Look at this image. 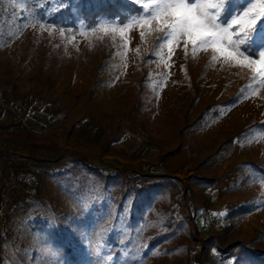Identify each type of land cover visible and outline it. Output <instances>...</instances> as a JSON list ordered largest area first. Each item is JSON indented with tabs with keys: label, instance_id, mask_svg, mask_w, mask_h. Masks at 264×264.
<instances>
[{
	"label": "rangeland",
	"instance_id": "1",
	"mask_svg": "<svg viewBox=\"0 0 264 264\" xmlns=\"http://www.w3.org/2000/svg\"><path fill=\"white\" fill-rule=\"evenodd\" d=\"M260 3L235 0L225 18L243 17ZM66 4L0 0L3 121L17 124L0 138L9 140L0 144V264H234L223 252L249 241L264 255V176L252 166L264 168V77L255 70H264V57L241 66L243 49L223 37L205 44L177 32L162 42L172 23L166 16L129 27L102 19L76 30L41 20ZM241 31L230 38L239 39ZM207 106L203 122L190 126ZM212 126L224 140L258 127L237 151L253 162L243 167L249 181L217 175L221 159L214 164L190 154L199 131ZM185 151L188 159L181 157ZM204 167L227 192L254 186L245 222L259 214L263 222L251 239L240 228L225 236L220 222L196 230L183 191L171 213L159 198L143 225L131 227L129 207L120 210L123 192L108 189L99 176L118 172L152 185L169 175L183 186L188 172ZM161 211L184 220L187 229L145 257L149 240L164 230Z\"/></svg>",
	"mask_w": 264,
	"mask_h": 264
},
{
	"label": "trees",
	"instance_id": "2",
	"mask_svg": "<svg viewBox=\"0 0 264 264\" xmlns=\"http://www.w3.org/2000/svg\"><path fill=\"white\" fill-rule=\"evenodd\" d=\"M67 4L60 7L50 16H41V20L47 22L54 27L58 28H71L73 30L79 29L81 23L86 27H95L102 19L117 20L121 22L126 17H131L135 13L140 12V8L130 0H66ZM91 26V27H90ZM143 93L141 94V96ZM231 101H235L232 99ZM211 110L210 106H207L201 115L204 117ZM4 109L0 108V138H3L6 134L10 133L13 128L16 127L14 122L3 121ZM258 128V127H256ZM248 128L240 134L233 136L226 144L227 148L234 145L235 142L246 140L253 129ZM261 128V127H260ZM30 138V135L28 136ZM229 154L221 153L220 159H225ZM252 166L264 176V169L259 168L258 165L252 164ZM164 169H166L164 167ZM102 182L110 188H118L123 192L121 211L125 207L130 209L129 223L131 227H141L146 220V216L150 211L154 210L155 204L159 198L165 199L167 205L170 207L169 212L176 206V200L181 196L182 191L188 193V190L180 185L178 179L165 175L160 183L157 184H139L132 178H129L121 173H103L99 174ZM145 182H150V177L144 178ZM190 182L193 184H214L215 181L209 179L201 174H193L190 177ZM249 207H243L235 210L230 214L233 219L238 220L239 217L244 216L248 212ZM168 211L160 212L158 215L163 216L159 219L163 227L156 236L149 240V247L145 253V257L152 254L156 249H159L164 243L174 239L180 232L187 229V223L184 220H178L173 215H170ZM239 222V221H238ZM235 229L234 225H229L225 228V236H228ZM259 235V234H258ZM256 239V238H255ZM251 241L247 244L236 242L229 245L223 254L225 258H235L234 264H264V255L255 253L253 247H249ZM68 250V247L65 248ZM191 249H194L191 246ZM64 250V251H66ZM204 257V258H203ZM203 258V259H201ZM77 257L73 255V260ZM201 262H204L206 255L202 253L199 257Z\"/></svg>",
	"mask_w": 264,
	"mask_h": 264
},
{
	"label": "snow or ice",
	"instance_id": "3",
	"mask_svg": "<svg viewBox=\"0 0 264 264\" xmlns=\"http://www.w3.org/2000/svg\"><path fill=\"white\" fill-rule=\"evenodd\" d=\"M64 2L65 0H59L60 4ZM251 2L252 0H248V3ZM136 3L140 4V15L122 20L120 23L125 27L131 24L148 23L149 19L166 16L172 23L164 37H161L162 42L177 32L187 35L189 39L195 36L200 43L205 44L210 41L215 43L223 37L229 46L243 49L240 54L244 55L247 63L241 66L255 65L257 59L253 57H264V0H261L257 11L249 9L243 13V17L234 14L227 18H225L227 8L234 4L235 0H152L151 3L136 0ZM257 16L261 17L260 21H257ZM237 27L242 29L240 38L233 40L230 38V33ZM231 55L232 53H229V56ZM255 70L264 77V70L259 68Z\"/></svg>",
	"mask_w": 264,
	"mask_h": 264
},
{
	"label": "crops",
	"instance_id": "4",
	"mask_svg": "<svg viewBox=\"0 0 264 264\" xmlns=\"http://www.w3.org/2000/svg\"><path fill=\"white\" fill-rule=\"evenodd\" d=\"M8 105L7 103H4L2 98H0V108L3 106ZM204 110V109H203ZM203 111L200 114H193L191 117V125H198L200 122H203L206 116L201 117ZM6 114H4L5 118ZM5 121V120H4ZM6 122V121H5ZM201 127V126H199ZM217 129L215 126L212 127H205L203 128L202 131H199V135L197 136V149L195 152H190L195 153L199 156V158L208 157L209 162H216L219 161L220 159V154L222 153V150L227 147L226 144L227 142L235 135L241 133V132H234L228 139L224 140L219 139L217 137ZM9 140H5L2 142L0 140V144H8ZM250 141H240V142H235L234 145H231L228 150H229V155L220 161L222 167L217 172L216 174H223L225 177H230V180H243V181H249L250 176H243V167L250 162L248 159L244 160L242 158H239L237 155L238 148L240 147L239 144H250ZM183 146H186V144H183ZM190 148V146H189ZM188 151H185L181 153L182 159H188ZM174 155V154H172ZM192 157V156H191ZM208 161H205L203 165H206ZM202 164V162L200 163ZM256 164V163H255ZM211 163H209L207 166H210ZM237 166V168L234 171L231 170V166ZM259 166H262L261 164H258ZM263 168V167H261ZM209 169L208 167L204 168H198L195 169L191 172H188L187 176L183 180V186L188 190V193L184 194V200L187 203L186 208L187 211L189 212L190 216V221H195L197 224L195 225L193 223V227L201 231L203 225H207L206 219L203 217V213L206 210H209L211 214L214 217H217L218 222H220V230L226 226L229 225H235L237 221H240L237 224V227L235 228L234 232L238 230L239 228L241 231H243V236L247 237L248 239H251L253 234H255L256 230L261 228L262 224V216L259 214L256 219L253 220V222H250L247 225V222H245V219L250 216L252 213H248L245 216L239 217L238 220L233 219L230 214H232L235 210H238L240 208L250 206L254 207L253 204H251V200H253V190L254 186L250 185L247 186L246 184H242L236 189L231 190L230 192H227L226 190H223L224 184H219L217 181L219 178L214 177L212 178L209 175ZM264 169V168H263ZM228 170V171H227ZM201 171L205 176H207L209 179H212L215 181L214 184H193L190 182V177L194 173H198ZM179 173V172H175ZM229 190V189H228ZM253 212V211H252ZM198 221L201 222V224H198ZM234 232L232 234H234ZM232 234L230 235L232 237ZM227 237L228 238H230ZM234 236V235H233ZM208 263V262H207Z\"/></svg>",
	"mask_w": 264,
	"mask_h": 264
},
{
	"label": "built area",
	"instance_id": "5",
	"mask_svg": "<svg viewBox=\"0 0 264 264\" xmlns=\"http://www.w3.org/2000/svg\"><path fill=\"white\" fill-rule=\"evenodd\" d=\"M203 217L206 219L209 228L213 229L218 224L217 217H214L209 210L204 211Z\"/></svg>",
	"mask_w": 264,
	"mask_h": 264
}]
</instances>
